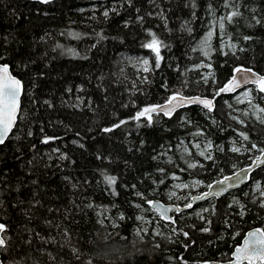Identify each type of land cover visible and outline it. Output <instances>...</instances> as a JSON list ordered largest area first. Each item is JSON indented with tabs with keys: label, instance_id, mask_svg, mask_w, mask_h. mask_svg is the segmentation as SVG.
Instances as JSON below:
<instances>
[{
	"label": "trees",
	"instance_id": "1",
	"mask_svg": "<svg viewBox=\"0 0 264 264\" xmlns=\"http://www.w3.org/2000/svg\"><path fill=\"white\" fill-rule=\"evenodd\" d=\"M218 18L206 77L194 68L195 44ZM153 37L159 66L146 46ZM132 55L147 57L149 69ZM0 58L23 83L0 144L3 264H200L228 259L246 229L264 230V207L243 195L264 179L263 166L230 192L245 202L243 215L227 206L228 193L213 202L209 226L190 219L172 239L137 236L147 201L165 202L172 182H211L264 147V125L235 115L223 102L232 94L217 95L239 66L264 75V0H0ZM258 92L264 100L260 84ZM174 94L215 96V106L135 119ZM191 140L212 147L188 167Z\"/></svg>",
	"mask_w": 264,
	"mask_h": 264
},
{
	"label": "rangeland",
	"instance_id": "2",
	"mask_svg": "<svg viewBox=\"0 0 264 264\" xmlns=\"http://www.w3.org/2000/svg\"><path fill=\"white\" fill-rule=\"evenodd\" d=\"M219 18L215 20L208 31L197 41L195 44V50L198 53L197 63L194 64V68H198L201 74H204L206 77L211 75V54H212V40L215 37V28L214 26L219 25ZM221 29V28H219ZM211 34V35H210ZM207 41V43H205ZM219 43L223 48H231L232 43L229 41L228 37L219 34ZM132 64L135 65L137 69L145 71L144 69H149V59L142 55H132ZM147 60V65L144 64V61ZM260 84V83H259ZM259 84L246 87L241 89L234 94H232L230 99H225L223 102L228 107H231L234 112L237 114L242 113L245 118L249 120L261 122L264 125V100L263 97L258 92ZM218 92V91H217ZM215 95V94H214ZM242 107L246 109L247 112H242L234 107ZM240 112V113H238ZM238 140H233L232 149L242 150L241 144H236ZM192 150L189 151V158L187 159V166L193 167L195 165V157L201 156L203 158H208L211 154V147L209 141L200 142L198 140H191ZM255 146V147H253ZM249 150L248 162L250 163L256 156L260 154L264 147L259 148L256 145H253ZM245 151V150H243ZM243 164V165H245ZM242 166V165H241ZM240 166H232V171L237 169ZM224 176V174H217L214 179ZM210 182H204L198 177H192L189 180H177L171 183L170 187L167 189L166 201L178 203L179 205H184L191 200V196L198 194L203 191ZM244 197L248 199L249 202H256L258 205H264V179L256 178L250 182L249 186L244 189ZM234 193H230L227 197V206L236 205L237 210L240 215H243L245 212V202ZM214 199H210L207 203H199L194 205L191 209L178 212L177 214L173 213V219L171 224L163 223V218L150 206V200L148 203V210L142 209L143 215L140 225V232L137 231V236L143 239L142 234L147 236V234H153L151 240H155L154 237H164L166 235L168 238L172 239L178 232L177 223L180 221H189L190 219L202 221L205 226H209L210 219L209 214L214 212ZM264 207V206H263ZM150 214V215H149ZM165 222V221H164ZM152 224L151 227L149 225ZM207 230V228H203ZM229 258V257H228Z\"/></svg>",
	"mask_w": 264,
	"mask_h": 264
},
{
	"label": "water",
	"instance_id": "3",
	"mask_svg": "<svg viewBox=\"0 0 264 264\" xmlns=\"http://www.w3.org/2000/svg\"><path fill=\"white\" fill-rule=\"evenodd\" d=\"M35 2H40V3H45L43 0H33ZM51 0H48V2ZM6 63H0V65H5ZM8 65V64H6ZM9 66V65H8ZM240 71H237V70ZM9 71L10 74L19 79L16 75H14L11 72L10 66H9ZM264 78V76L260 73H258L256 70L250 68V67H244V66H239L234 69L232 72L231 77L226 81V83L218 90L217 95H231L234 94L235 92L244 89L246 87L254 86L260 83V79ZM20 80V79H19ZM21 81V80H20ZM22 85V90H21V95L19 100H21V96L23 93V83L21 81ZM223 89V91H221ZM176 96V99L172 101L171 104H169V100L173 97ZM215 96H207V95H200V94H174L171 97H169L167 100L150 106V107H156V106H162L163 111L157 109L156 112L151 113L152 114H163L165 116H170L174 114L175 112L187 107V106H197L205 110H211L215 106ZM211 101V106H205V104L200 103V101ZM149 108V107H147ZM20 111V106L19 110L17 112V115ZM166 112L170 114H165ZM17 120V119H16ZM16 123V121H15ZM15 123L13 124L12 129L15 126ZM12 129L8 133V135L4 138V141L8 138L10 135ZM264 166V148L260 152L258 156H256L250 163L242 165L235 169L234 171L225 174L222 177L216 178L212 180L208 186L201 191L198 194H194L191 196V200L184 205H179L177 203H169V202H163L159 199H153L150 202V206L165 220H172V212H182V211H187L191 209L194 205L199 204V203H204L210 199H220L227 195L228 193L241 188L245 184L248 183L250 176L252 173L263 167ZM190 205V206H189ZM167 210V211H165ZM163 213V215H162ZM0 224H3L0 222ZM259 229L261 232H264V230L259 227V226H253L245 230L243 233L242 237L239 240V243H237L231 252L229 253V258L225 260H218V259H207L201 261L200 264H236V249L241 248L245 240L248 238V234L251 232H254L255 230ZM0 236L3 237V233H0ZM0 264H3L1 257H0ZM239 264H248L247 260H241ZM255 264H261L260 261H256Z\"/></svg>",
	"mask_w": 264,
	"mask_h": 264
},
{
	"label": "snow or ice",
	"instance_id": "4",
	"mask_svg": "<svg viewBox=\"0 0 264 264\" xmlns=\"http://www.w3.org/2000/svg\"><path fill=\"white\" fill-rule=\"evenodd\" d=\"M43 2H48V0H43ZM130 2V0H129ZM239 13L233 11L227 17L223 19H227L231 22L234 16H237ZM105 16L108 15L107 12L104 13ZM142 20V18H140ZM223 23L220 24V28L223 29ZM211 35V34H210ZM207 43V41H205ZM159 42L153 37V40L150 44L146 45L147 47L153 49L157 53V66H159ZM2 59V58H0ZM148 61L145 60L144 64L147 65ZM145 71L148 69L145 68ZM237 71H240L239 69ZM22 85L21 81L10 74L8 65H0V144L4 143V138L8 135L10 130L13 127L17 119V112L20 106V95H21ZM260 90L264 91V78L260 79ZM223 91V89H221ZM176 99V96H173L169 100V104L172 103L173 100ZM47 103V101L45 102ZM200 103L205 104V106L210 107L211 101H200ZM163 111L162 106L149 107L143 109V111L139 112L135 119H139L140 117L147 116L149 121H151V113L156 112L157 109ZM165 114H170L166 112ZM124 123V121H121ZM120 125H115V127H119ZM112 129H104V131H111ZM31 134V133H30ZM50 138H45L43 141L47 143ZM247 139V137H245ZM255 147V146H253ZM238 150V149H237ZM109 184L115 182L114 177L106 178ZM190 206V205H189ZM264 206V205H262ZM167 211V210H165ZM163 215V213H162ZM5 225L0 224V233L5 231ZM138 234V233H137ZM185 235H187L185 233ZM6 244L5 238L0 236V248H3ZM241 260H247L248 264H255L256 261H260L261 264H264V232H261L259 229L255 230L248 234V238L245 240L244 245L241 248L236 249V264H239Z\"/></svg>",
	"mask_w": 264,
	"mask_h": 264
},
{
	"label": "bare ground",
	"instance_id": "5",
	"mask_svg": "<svg viewBox=\"0 0 264 264\" xmlns=\"http://www.w3.org/2000/svg\"><path fill=\"white\" fill-rule=\"evenodd\" d=\"M259 73V72H258ZM261 74V73H260ZM264 76V75H263ZM187 204V203H186ZM182 212H184V211H182Z\"/></svg>",
	"mask_w": 264,
	"mask_h": 264
}]
</instances>
